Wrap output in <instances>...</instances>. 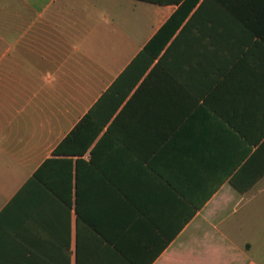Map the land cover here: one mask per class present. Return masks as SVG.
<instances>
[{
  "label": "crops",
  "instance_id": "crops-1",
  "mask_svg": "<svg viewBox=\"0 0 264 264\" xmlns=\"http://www.w3.org/2000/svg\"><path fill=\"white\" fill-rule=\"evenodd\" d=\"M261 131L264 0H0V264H264Z\"/></svg>",
  "mask_w": 264,
  "mask_h": 264
},
{
  "label": "trees",
  "instance_id": "trees-1",
  "mask_svg": "<svg viewBox=\"0 0 264 264\" xmlns=\"http://www.w3.org/2000/svg\"><path fill=\"white\" fill-rule=\"evenodd\" d=\"M183 22V15L178 16V14L174 13L162 26L160 29L161 31H164L167 27H172L170 30V34H172L177 28L180 27L181 23ZM157 37V36H156ZM156 39V38H155ZM168 38H166L167 40ZM151 42V41H150ZM150 42L148 45L144 48L150 47ZM262 141L260 142V140ZM72 142V134L70 133L54 150L55 154H59L61 152H64L65 147H70ZM66 151V150H65ZM67 152H71V150H67ZM253 168H254V175L256 176V180L264 176V131H261V133L257 136V143H256V150L253 156ZM251 159V161H252ZM232 182V181H231ZM252 184V179L250 177V182L244 184L243 186H239V184L234 183L233 185L237 188H246L247 186Z\"/></svg>",
  "mask_w": 264,
  "mask_h": 264
}]
</instances>
